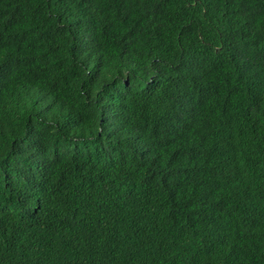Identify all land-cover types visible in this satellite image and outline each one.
Instances as JSON below:
<instances>
[{
    "label": "trees",
    "instance_id": "trees-1",
    "mask_svg": "<svg viewBox=\"0 0 264 264\" xmlns=\"http://www.w3.org/2000/svg\"><path fill=\"white\" fill-rule=\"evenodd\" d=\"M0 264H264V0H0Z\"/></svg>",
    "mask_w": 264,
    "mask_h": 264
}]
</instances>
